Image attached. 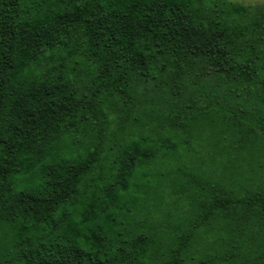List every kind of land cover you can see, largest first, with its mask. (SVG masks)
<instances>
[{"label": "trees", "instance_id": "1", "mask_svg": "<svg viewBox=\"0 0 264 264\" xmlns=\"http://www.w3.org/2000/svg\"><path fill=\"white\" fill-rule=\"evenodd\" d=\"M0 264H264V5L0 0Z\"/></svg>", "mask_w": 264, "mask_h": 264}, {"label": "rangeland", "instance_id": "2", "mask_svg": "<svg viewBox=\"0 0 264 264\" xmlns=\"http://www.w3.org/2000/svg\"><path fill=\"white\" fill-rule=\"evenodd\" d=\"M234 2H239L242 4H255V3H260L264 5V0H231Z\"/></svg>", "mask_w": 264, "mask_h": 264}]
</instances>
